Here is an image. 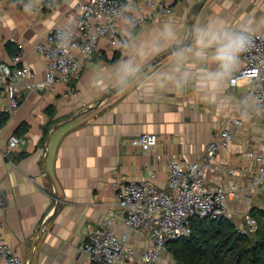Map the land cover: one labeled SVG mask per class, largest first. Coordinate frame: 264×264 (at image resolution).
<instances>
[{
    "label": "crops",
    "instance_id": "obj_1",
    "mask_svg": "<svg viewBox=\"0 0 264 264\" xmlns=\"http://www.w3.org/2000/svg\"><path fill=\"white\" fill-rule=\"evenodd\" d=\"M41 1L0 0V62H10L22 43L23 62L35 69L37 81L45 79L46 66L36 44L52 29L73 25L85 0H55L54 12L40 8ZM164 1L171 13L135 27L120 23L118 48L102 40L78 80L23 92L17 113L3 121L0 189L6 205L0 206V221L6 242L24 264H87L82 247L87 228L103 223L114 207L117 185L148 180L166 188L170 160H201L223 127L230 128L233 142L207 170V186L238 187V195L227 201L226 214L237 225L264 199V190L252 184L256 160L251 156L264 157V111L251 96V80L230 82L243 63L212 92L201 90L197 81L178 86L158 75L170 72L174 51L191 44L196 27L216 21L234 31L264 34V0ZM150 10L140 1L131 5L133 14ZM154 40H159L160 51L149 47L135 57L140 71L126 86L119 85L115 69L134 53L132 46ZM238 116L243 124H231ZM26 133L9 151V137ZM142 133L159 136L151 152L131 143ZM116 230L126 231L123 214L117 217ZM131 244L143 252L146 234L135 232Z\"/></svg>",
    "mask_w": 264,
    "mask_h": 264
},
{
    "label": "built area",
    "instance_id": "obj_2",
    "mask_svg": "<svg viewBox=\"0 0 264 264\" xmlns=\"http://www.w3.org/2000/svg\"><path fill=\"white\" fill-rule=\"evenodd\" d=\"M140 1L150 11L140 14L131 12V5ZM46 12L56 10L55 0H42ZM164 0H85L78 6L73 25L52 29L45 40L35 48L45 61L46 77L36 80V71L24 64L25 51L22 43L10 62H0V128L3 118L17 113L22 103L23 92L52 88L56 83L78 80L85 64L91 60L100 42L107 39L113 48H118L117 28L125 22L135 27L157 17L171 13ZM249 37L250 44L240 56L243 67L230 79L237 84L240 79L251 80L250 93L256 104L264 111V34L241 28ZM79 93V91H78ZM246 109L241 110V114ZM233 125H242L240 116L230 120ZM28 134H12L8 149H16ZM233 133L229 127L221 128L210 141L204 157L199 161H188L173 157L169 162L168 186L159 188L148 180L133 181L117 185L114 207L111 208L100 226L87 228L83 250L87 264H159L169 243L192 234V220L195 218H218L227 214V201L238 195L235 184L228 187H208L206 172L212 167L218 152L230 148ZM134 146L144 153L151 152L159 143L155 133H142L131 139ZM256 160L252 169L254 188L264 190V157L251 153ZM159 157V156H158ZM34 180V178H32ZM6 205V198L0 189V206ZM119 214L125 218L126 231L118 233L116 220ZM0 221V261L3 264H24L21 256L6 242ZM242 225V224H241ZM243 233L258 229L257 219L250 213L244 215ZM144 232L148 244L138 253L131 244L135 232Z\"/></svg>",
    "mask_w": 264,
    "mask_h": 264
},
{
    "label": "clouds",
    "instance_id": "obj_3",
    "mask_svg": "<svg viewBox=\"0 0 264 264\" xmlns=\"http://www.w3.org/2000/svg\"><path fill=\"white\" fill-rule=\"evenodd\" d=\"M167 40L173 36L169 32ZM191 44L179 47L173 53V67L169 73H159L162 79H169L178 86L197 81L198 87L206 92H212L238 66L240 56L250 44L249 37L244 31H234L213 21L206 26H199L193 30ZM134 53L127 60H123L115 69L116 81L126 86L129 79L140 71V64L135 57L144 55L147 48L152 52L160 51L159 40L150 45H133ZM215 65L214 69H207V65ZM193 66L201 68L199 72L192 70Z\"/></svg>",
    "mask_w": 264,
    "mask_h": 264
},
{
    "label": "trees",
    "instance_id": "obj_4",
    "mask_svg": "<svg viewBox=\"0 0 264 264\" xmlns=\"http://www.w3.org/2000/svg\"><path fill=\"white\" fill-rule=\"evenodd\" d=\"M250 213L258 221L253 233L241 232L227 215L193 219L192 234L169 243L175 263L264 264V209L254 207Z\"/></svg>",
    "mask_w": 264,
    "mask_h": 264
},
{
    "label": "rangeland",
    "instance_id": "obj_5",
    "mask_svg": "<svg viewBox=\"0 0 264 264\" xmlns=\"http://www.w3.org/2000/svg\"><path fill=\"white\" fill-rule=\"evenodd\" d=\"M261 203H262V205H260ZM261 203H259V205L257 204L255 207L264 209V199L261 200ZM241 223H242V225L240 224L238 226H243L244 217H243ZM237 224H239V223H237ZM159 263L160 264H176L175 259L172 255V253L170 252V250L165 251V253L162 255L161 261Z\"/></svg>",
    "mask_w": 264,
    "mask_h": 264
},
{
    "label": "water",
    "instance_id": "obj_6",
    "mask_svg": "<svg viewBox=\"0 0 264 264\" xmlns=\"http://www.w3.org/2000/svg\"><path fill=\"white\" fill-rule=\"evenodd\" d=\"M111 94V93H110Z\"/></svg>",
    "mask_w": 264,
    "mask_h": 264
}]
</instances>
